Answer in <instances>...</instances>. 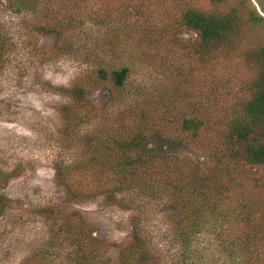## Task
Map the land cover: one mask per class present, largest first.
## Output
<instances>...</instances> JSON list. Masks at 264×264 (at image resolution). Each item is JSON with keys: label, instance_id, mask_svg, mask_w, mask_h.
Masks as SVG:
<instances>
[{"label": "trees", "instance_id": "16d2710c", "mask_svg": "<svg viewBox=\"0 0 264 264\" xmlns=\"http://www.w3.org/2000/svg\"><path fill=\"white\" fill-rule=\"evenodd\" d=\"M8 1L20 13L36 14L37 32L54 39L60 53L81 51L72 40L76 32L87 30L88 25L99 30L84 55L95 66L90 79L60 89L77 105L65 111L68 127L73 130L97 118L104 105L120 101L131 69L116 64L128 58L127 44L140 47L153 43L157 27L152 23V5L162 2ZM209 1L210 7L204 8L181 0L178 24L196 34L194 51L206 70L237 58L257 67L247 85L250 98L222 117L216 105L206 104L203 118L188 117L180 124L185 137L167 135L166 123L159 127L154 122L155 112L146 115L128 109L123 114L131 112V116H123L118 128L87 133L84 144L90 153L86 161L89 168L84 170L82 164L58 166L57 176L77 200L103 196L136 214L127 245L99 238L81 217L66 222L81 250L78 264H111L114 253L119 264H150L154 258L152 238L146 233L143 212L135 207L138 197L160 202L170 212L175 226L173 242L182 256H190L200 237L210 232L221 255L220 264H264V176H249L251 169H264V44L252 47L259 27L264 29V16L252 0ZM141 4L145 8H137ZM139 16L145 18L141 25L122 22ZM15 47L0 22V66L10 59ZM95 90H100V106L92 98ZM210 121L216 137L198 153L193 142L199 141ZM15 174L0 170V186ZM84 175L91 183L83 191L77 178ZM9 205V199L0 195V217Z\"/></svg>", "mask_w": 264, "mask_h": 264}, {"label": "rangeland", "instance_id": "374dc122", "mask_svg": "<svg viewBox=\"0 0 264 264\" xmlns=\"http://www.w3.org/2000/svg\"><path fill=\"white\" fill-rule=\"evenodd\" d=\"M180 1L151 4L157 37L146 46L126 45L128 58L116 66L130 67L131 74L120 101L104 105L97 118L73 130L68 127L65 111L77 105L60 89L90 79L95 66L84 55L99 30L88 25L87 30L76 32L72 40L81 51L60 53L54 39L37 32L36 14L20 13L8 0H0L2 29L16 44L13 55L0 66V170L16 173L0 186V195L10 201L0 217V264H78V240L64 225L78 217L109 243L131 242L135 211L103 196L77 200L57 176L58 166L82 164L84 170L89 168L86 161L90 153L84 144L87 133L118 128L123 116H131V112L123 114L128 109L146 115L155 112L154 122L159 127L166 123L167 135L185 137L180 124L188 117L203 118L206 104L216 105L222 117L250 98L247 85L257 67L237 58L206 70L194 51L196 34L178 24ZM186 1L210 7L209 0ZM144 20L139 16L122 22L141 25ZM263 44L264 29L259 27L252 47ZM99 95L100 90H95L92 98L100 106L103 100ZM211 124L201 131L199 141L193 142L198 153L216 137ZM249 176L259 179L264 169H251ZM89 183L88 175L77 178L83 191ZM137 199L135 207L143 212L146 233L152 238L154 258L150 264H220L221 255L210 232H205L190 256L184 257L173 242L174 219L167 208L157 201ZM111 264H119L116 253Z\"/></svg>", "mask_w": 264, "mask_h": 264}, {"label": "water", "instance_id": "95a60500", "mask_svg": "<svg viewBox=\"0 0 264 264\" xmlns=\"http://www.w3.org/2000/svg\"><path fill=\"white\" fill-rule=\"evenodd\" d=\"M252 2H254L260 14L264 16V0H252Z\"/></svg>", "mask_w": 264, "mask_h": 264}]
</instances>
